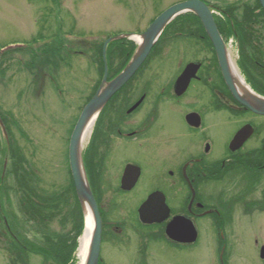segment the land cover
Returning a JSON list of instances; mask_svg holds the SVG:
<instances>
[{"label":"rangeland","instance_id":"1","mask_svg":"<svg viewBox=\"0 0 264 264\" xmlns=\"http://www.w3.org/2000/svg\"><path fill=\"white\" fill-rule=\"evenodd\" d=\"M181 1L185 0H0V52L11 46L26 47L0 55V114L8 121L10 133L7 130L6 134L9 135V143H13L14 149L17 148L23 155L29 170L19 168V172L25 175L20 183L26 188L32 187L39 192L42 190L43 196L60 194L70 187V138L83 107L104 74L98 57L100 46L107 38L120 33L144 32L162 11ZM204 1L221 8L234 7L233 12L240 20L249 18V24L255 28L256 38H264L263 16L257 18L250 11L251 16H247L248 7L256 6L257 0ZM178 30L188 32L187 36L190 37L183 41L166 38L162 46L153 52L134 84L168 85L179 72L180 64L191 59H199L214 66L210 49L206 51L207 47L205 45L204 48L203 43L201 51L200 45L194 44L197 41L195 37L202 35L200 23L188 22ZM133 38L138 44L139 38ZM228 38L229 53L238 69L236 41L233 40L234 36ZM253 38L250 39L251 44L245 46V52L248 57L258 58L257 53L264 52V45H253ZM125 44L118 43L111 49L110 75L124 63ZM200 86H193V96L188 97L186 102H200L206 119L204 128L198 132L190 130L182 113L174 112L168 117L166 129L180 134L176 144L183 147L191 145V150H198L196 143L199 144L204 136L210 137V157L214 158L226 152V145L237 130L239 121L236 123L235 117L228 112L212 109L204 92L201 98H195L194 94L200 95L202 91ZM244 119H249V116ZM256 121L260 122L259 119ZM92 133L93 126L84 149ZM0 134L4 140L5 133L1 126ZM255 143L257 138L254 143L250 142L248 148ZM118 149L120 152L125 150L124 146H118ZM5 169L12 170L7 175L9 185H18L19 181L13 172L16 168L11 161L6 162ZM242 176L238 174L235 177ZM249 179V176H243V180ZM227 181L224 179L225 186ZM16 199L18 196H15L17 205ZM38 201L41 206V199ZM60 202L61 213L65 214L72 197L68 198L64 193ZM51 210H48L49 215ZM243 213L244 206L233 208V221L227 227L228 235L222 253L223 261L225 264H264L260 256L264 246V203L253 209L251 215ZM69 222L59 221L54 216L47 227L62 233L70 228ZM204 224L203 228H210ZM211 239L215 238L209 234L204 236L201 243L187 253L186 264H221V253L214 245L211 246ZM7 245L9 243L0 238V264H24L19 260L18 253L10 254L7 251ZM80 249L78 264L85 257ZM29 260L30 264H47L40 255H31Z\"/></svg>","mask_w":264,"mask_h":264},{"label":"flooded vegetation","instance_id":"2","mask_svg":"<svg viewBox=\"0 0 264 264\" xmlns=\"http://www.w3.org/2000/svg\"><path fill=\"white\" fill-rule=\"evenodd\" d=\"M182 34L175 32L161 37L145 63L113 95L95 123L85 151V164L101 214L98 264H186L187 253L208 234L215 238L210 240L211 246L220 251L221 264H225L222 253L228 235L227 227L233 221V208L244 206L243 214L248 216L264 203V115L243 107L232 96L210 39L202 34L195 37L197 41L194 44L200 45L201 51L203 43L206 51L210 49L214 66L191 59L180 64L179 72L168 85L134 84L162 42L168 37L176 41L190 37L187 36L189 33L186 36ZM233 40L240 47L238 39L234 37ZM122 43L129 46L128 41ZM253 43L255 46L256 43L264 45V38L255 37ZM257 56L256 59L264 66V52H258ZM190 63L198 64L199 68L183 91L178 89L177 80ZM256 79L263 80L258 74ZM196 84L201 85L199 88L202 91L200 95L195 93V98H201L204 92L212 109L228 112L235 117L236 123L239 121L237 130L226 145V152L221 156L210 157L212 145L208 136L196 143L198 150H191V145L183 147L176 144L180 134L166 129L168 117L174 112L182 113L190 130L198 132L204 128L206 119L200 102H186L188 97L193 96L191 90ZM247 115L249 119H244ZM249 125L253 134L240 148L232 150L230 144L235 135ZM256 138L257 143L248 148ZM118 146H124L125 150L120 152ZM238 174L250 179L246 181L243 176L235 177ZM224 179L228 180L226 186ZM35 192L42 202L40 221L43 223L39 228L47 233L48 199L51 194L43 196L42 190ZM9 194L12 201L9 212H0V238L9 243L7 251L10 254L18 253L22 263L30 264V256L38 254L28 246L13 243L17 241L13 228L16 215L12 212L15 186H9ZM66 195L72 197V202L65 214L61 213V202L56 209L51 208L50 214L56 215L59 221H70L68 230H73L71 214L77 202L72 187L68 188ZM150 198L154 200L152 209L141 212ZM189 221L196 229L193 241ZM205 221L209 229L202 227Z\"/></svg>","mask_w":264,"mask_h":264},{"label":"water","instance_id":"3","mask_svg":"<svg viewBox=\"0 0 264 264\" xmlns=\"http://www.w3.org/2000/svg\"><path fill=\"white\" fill-rule=\"evenodd\" d=\"M260 2L264 9V0H260ZM186 12H193L201 20L208 37L214 45L224 80L234 98L243 107L250 109L256 114L264 115V95H261L256 92L245 81L240 71L238 69L236 71V68H234V63L231 59L228 47L216 24L213 10L211 9V6L203 0L181 1L171 5L166 10H164L152 22V24L144 33L136 35L139 38V43L132 58L125 66V68L111 80H108V45L112 41L117 39L127 37L133 38L135 34H121L109 38L105 42L103 48L105 72L102 82L95 95L83 108L72 132L69 145L70 169L85 218L84 234L87 231V223L90 217L93 220L94 226L86 256L80 264H98L102 233L100 211L90 186L84 162V133L87 127L91 125V123L94 127L99 114L101 113L105 105L108 103V101L111 99V97L134 76L137 70L145 62L152 48L158 42L160 36L162 35L165 28L169 25V23L172 22L180 14ZM198 68L199 65L196 63H190L189 65H187V67L177 80L178 89L183 91L186 90ZM1 124L3 123L1 122ZM4 131L6 132L5 128ZM253 132V128L250 125L243 127L240 131H238V133L231 141L230 148L232 150L240 148L253 134ZM153 201V198H150L149 201H147V203L142 207L141 212L150 211L153 207ZM189 223L193 231V236L191 238V241H193L196 239V229L191 221H189ZM260 256L262 259H264V246L261 248Z\"/></svg>","mask_w":264,"mask_h":264},{"label":"trees","instance_id":"4","mask_svg":"<svg viewBox=\"0 0 264 264\" xmlns=\"http://www.w3.org/2000/svg\"><path fill=\"white\" fill-rule=\"evenodd\" d=\"M213 8L219 10V15L215 14L216 22L218 28L223 35L224 39L227 41L229 36H234L238 39L240 45V58H239V67L243 75L245 76L248 83L251 84L252 88L257 92L264 95V66H261L260 62L254 57H248L245 52V46L250 44V39L256 37L254 35L255 28L250 25L248 22L249 18H245L244 21L240 20L235 13L233 12L234 7L226 6V8H221L219 6L213 5ZM255 17L263 16L264 21V10L261 6L259 0H257L256 6L248 7L247 16H251L250 12ZM196 21L201 25L202 34L207 37L209 40L200 19L192 12H187L185 14L179 15L173 20L162 37L169 35V33L175 34V32H182L183 36H186L188 32L183 30H178L183 24L188 22ZM252 23V21H251ZM256 23L255 21L252 23L253 25ZM171 34V35H172ZM163 39V38H162ZM129 46L125 50L126 58L122 66L116 71L114 74L110 75V78L115 76L118 72H120L124 66L128 63L132 54L135 51L136 43L132 41H128ZM118 43H122V41L113 42L108 49L107 57L109 62V57L111 54V49L116 46ZM21 48H14L8 51H5L2 55H5L9 52L20 51ZM114 50V49H113ZM112 50V51H113ZM115 51V50H114ZM48 57V56H47ZM99 62L100 65L104 69V60H103V44L100 46L99 53ZM257 74L263 80H257ZM99 86V85H98ZM97 86V87H98ZM97 89V88H96ZM91 98V97H90ZM89 98V99H90ZM1 119L3 120L6 129L10 133L8 121L4 118L2 114H0ZM16 125V121L12 120ZM2 129V128H1ZM0 134V212H5L8 214L9 205L12 202L10 200L9 194V183L7 180V175L11 173L10 170H5L4 167L7 161H11V164L16 168L13 172L19 181L18 185L15 186V196H18L17 205L15 203L14 210L16 219H15V227L14 230L17 234V241L13 242L15 245H23L28 246L30 250L34 253L42 256L47 264H76L78 262V247H79V238L84 231V214L79 202V199L76 195L72 175H71V183L70 187L73 188L74 195L76 198V205L72 212V217L74 219L73 230H68L65 232H55L49 230V232H43L39 226L42 222L40 221V214L43 212L41 206L39 205V199L41 198L38 193H36L32 187L30 190L26 191L27 188L23 183H20V179H25V175L20 173L19 168L25 167L26 171L28 170L27 163L23 155L18 152V149L13 147V143H9V140L4 138L2 139ZM18 169V170H17ZM22 181V180H21ZM70 190V189H69ZM68 189H65V192L62 193H52L48 199L50 203L48 208H57L60 203L61 195L67 193ZM38 200H37V199ZM11 212V209H10ZM56 216V215H55ZM54 218L52 214L48 216V220L51 221ZM43 223V222H42ZM13 225V224H12ZM11 227V226H10ZM44 233V235H42ZM14 241V240H13Z\"/></svg>","mask_w":264,"mask_h":264},{"label":"bare ground","instance_id":"5","mask_svg":"<svg viewBox=\"0 0 264 264\" xmlns=\"http://www.w3.org/2000/svg\"><path fill=\"white\" fill-rule=\"evenodd\" d=\"M234 68H236V66L233 64ZM236 71H237V68H236ZM238 73V72H237ZM240 76V74H239ZM91 126H92V123L91 125H89V127H87L85 133H84V136H83V147H84V144L87 140V137L90 133V129H91ZM88 226H87V231L86 233L84 234V236L82 237V241H81V254L82 256H86V253H87V250H88V246H89V243H90V239H91V235H92V231H93V220L91 219V217L88 219ZM85 258V257H84Z\"/></svg>","mask_w":264,"mask_h":264}]
</instances>
